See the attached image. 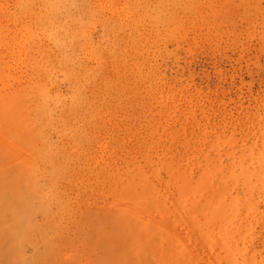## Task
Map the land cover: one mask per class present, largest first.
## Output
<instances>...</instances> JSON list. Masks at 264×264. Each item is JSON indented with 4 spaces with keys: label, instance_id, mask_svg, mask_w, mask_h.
<instances>
[{
    "label": "rangeland",
    "instance_id": "374dc122",
    "mask_svg": "<svg viewBox=\"0 0 264 264\" xmlns=\"http://www.w3.org/2000/svg\"><path fill=\"white\" fill-rule=\"evenodd\" d=\"M0 264H264V0H0Z\"/></svg>",
    "mask_w": 264,
    "mask_h": 264
},
{
    "label": "bare ground",
    "instance_id": "6f19581e",
    "mask_svg": "<svg viewBox=\"0 0 264 264\" xmlns=\"http://www.w3.org/2000/svg\"><path fill=\"white\" fill-rule=\"evenodd\" d=\"M32 154V153H31ZM31 158V157H30Z\"/></svg>",
    "mask_w": 264,
    "mask_h": 264
}]
</instances>
